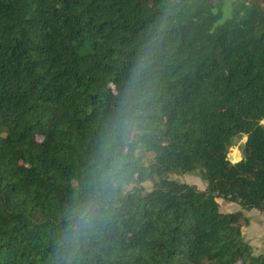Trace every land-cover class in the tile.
Instances as JSON below:
<instances>
[{
  "label": "trees",
  "instance_id": "trees-1",
  "mask_svg": "<svg viewBox=\"0 0 264 264\" xmlns=\"http://www.w3.org/2000/svg\"><path fill=\"white\" fill-rule=\"evenodd\" d=\"M225 1L0 0V264H264V0Z\"/></svg>",
  "mask_w": 264,
  "mask_h": 264
},
{
  "label": "rangeland",
  "instance_id": "rangeland-1",
  "mask_svg": "<svg viewBox=\"0 0 264 264\" xmlns=\"http://www.w3.org/2000/svg\"><path fill=\"white\" fill-rule=\"evenodd\" d=\"M239 0H226L225 1V18L231 15V10L234 3L238 2ZM264 125V124H263ZM246 137L239 136L233 141L232 147L229 149V158L232 159L234 163L239 162L243 159L244 154V146L246 144ZM171 179L179 181L181 183H186L191 186H195L200 191L206 190V183L203 181L198 173L184 175V176H170ZM145 188L150 191L152 187V183L147 182ZM222 212L226 213H234L238 211H242L241 208L233 202H229L226 200L219 199L218 200ZM245 217L249 219V225L246 226L243 223V234L245 239L253 246L256 250L264 251V213L258 210H251V211H243ZM254 251L256 254H260Z\"/></svg>",
  "mask_w": 264,
  "mask_h": 264
},
{
  "label": "clouds",
  "instance_id": "clouds-1",
  "mask_svg": "<svg viewBox=\"0 0 264 264\" xmlns=\"http://www.w3.org/2000/svg\"><path fill=\"white\" fill-rule=\"evenodd\" d=\"M130 142V137H129ZM109 146L106 145L105 148L107 150ZM120 180V164H115L108 172L107 174V183L111 185L112 187H115V185ZM101 208V204H97L95 208L93 209H85L83 213H81L79 216L76 217V225L74 226L73 231H79L87 226H89L90 221L95 218L97 214H99Z\"/></svg>",
  "mask_w": 264,
  "mask_h": 264
},
{
  "label": "crops",
  "instance_id": "crops-1",
  "mask_svg": "<svg viewBox=\"0 0 264 264\" xmlns=\"http://www.w3.org/2000/svg\"><path fill=\"white\" fill-rule=\"evenodd\" d=\"M255 248V247H254ZM255 250H256V248H255ZM256 252H258V253H260V254H264V251L262 252V251H260V250H256Z\"/></svg>",
  "mask_w": 264,
  "mask_h": 264
},
{
  "label": "water",
  "instance_id": "water-1",
  "mask_svg": "<svg viewBox=\"0 0 264 264\" xmlns=\"http://www.w3.org/2000/svg\"><path fill=\"white\" fill-rule=\"evenodd\" d=\"M262 124H264V121L262 122ZM264 126V125H263ZM230 159V161L233 163V161H232V159L231 158H229Z\"/></svg>",
  "mask_w": 264,
  "mask_h": 264
}]
</instances>
